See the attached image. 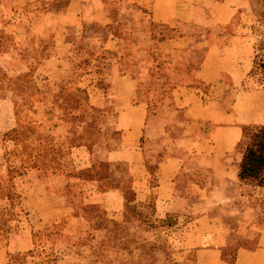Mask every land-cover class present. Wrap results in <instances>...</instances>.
<instances>
[{
  "label": "rangeland",
  "instance_id": "1",
  "mask_svg": "<svg viewBox=\"0 0 264 264\" xmlns=\"http://www.w3.org/2000/svg\"><path fill=\"white\" fill-rule=\"evenodd\" d=\"M7 1L0 0V50L8 47L3 51L23 45L8 42L13 31L5 34L4 27L9 23L5 15L16 21L24 15L25 26L29 22L31 29L29 34L43 29L35 16L31 15L28 21L31 7L24 14L23 5L14 4L17 0ZM244 2L243 9L237 11L226 28L229 32L242 19L246 26L252 23L251 33L256 42L264 34V26L257 24L255 15L261 9V0ZM112 6L109 4L107 9L115 18L119 9H111L115 8ZM142 10L132 17L133 34L127 36L125 46L140 61L139 66L149 65L145 66L149 49L158 53L156 60L161 63L174 59L179 48H185L183 52H201L193 43L205 30L178 22L169 25L191 38L181 44L153 45L150 34L154 40L160 36L176 38V34L169 28L160 30V36L159 31L150 32L147 9ZM70 34L75 36V30L67 31ZM101 40L103 43H97L91 51L103 53L98 50L101 45L107 53L100 55L96 64L89 60L85 66L74 61L85 55L81 51L77 55L69 46L65 55L55 51L49 60L44 55H33L29 43L22 46L29 54L24 61H10L8 56L0 55V85L13 80L19 85L13 94L0 92V100L7 99L6 106L0 101V264H192L177 262L175 254L201 214L205 215V223L225 230L228 243L223 255L230 263L242 244L238 234L248 238L247 247L253 248L258 231L264 229V185L258 187L249 181L220 185L212 173L214 160L206 158L207 153L195 152L184 162L189 182L178 190L186 200L176 202V211L170 213L171 222L156 217L153 192L157 162L171 152L184 156L182 149L187 152L197 142L202 147L212 126L206 122L196 127L188 125L185 110L178 109L173 102L172 93L178 95V87L189 81H175L178 84L174 87L162 86L165 79L156 76L151 81L145 77L138 83L126 75L137 84L133 103L146 108L147 121L153 124L147 131L142 128L143 134L138 137L139 167L115 159L112 153L123 151L115 80L121 75L118 52H124V44L110 34ZM51 43L44 44L46 49ZM179 56L177 67L189 70L190 74L201 59L200 54L196 60ZM52 70L53 73L40 72ZM159 72L169 78L166 82L174 83L175 78L165 65ZM194 87L206 91L197 81ZM243 89L259 88L249 77ZM237 91L238 88H230L221 102L222 110L230 111ZM164 132L166 136L162 135ZM163 148L166 150L157 158L156 152ZM239 151L230 161L222 162L235 164L241 155ZM144 163L150 168L144 169ZM135 176L140 178L139 184H134ZM219 187L231 201L201 202L202 196L210 197ZM135 190L146 192L149 197L137 202ZM110 191L122 194L121 207L110 200L107 203L111 206L102 203L101 195ZM189 259L193 260L194 255Z\"/></svg>",
  "mask_w": 264,
  "mask_h": 264
},
{
  "label": "crops",
  "instance_id": "2",
  "mask_svg": "<svg viewBox=\"0 0 264 264\" xmlns=\"http://www.w3.org/2000/svg\"><path fill=\"white\" fill-rule=\"evenodd\" d=\"M9 1L16 0L7 2ZM39 1L52 0H17L14 4H18V7L23 5L25 14L32 4ZM83 1L68 0L65 10L57 16L56 20V24L60 27L74 28L75 39L81 38L82 22L86 20L83 15ZM87 2L91 10L89 17L101 25H109L122 21L126 17H134V13H142V8H144L148 10L149 18L153 23L181 22L202 27L203 30L210 32L209 35L201 37L203 39L198 44V48L201 49L200 53L186 51L181 53L180 57V59L196 60L200 54L201 59L194 72V78L206 88V91L194 86H180L178 87L180 92L176 96V105L185 110L188 125L196 127L206 122L212 128L206 135L205 145L200 147L197 142L196 146L188 149L187 152L186 148L182 149L185 157L181 153L171 152V155L155 167L156 184L153 192L155 216L165 217L176 211L177 201L186 200L187 197H181L178 190L189 182L188 169L184 162L189 155L195 152L207 153L206 158L214 160L211 163L212 173L220 185L238 183L237 162L239 159L233 165H226L222 161L228 162L235 155V148L241 138L243 126H264V89H243L249 81V71L255 58L253 51L255 41L251 33L252 23L246 26L242 19L234 23L229 32L226 28L231 25L237 11L243 9L244 0H87ZM109 4L115 7L111 9H119L117 17L111 18L109 9H107ZM0 8L2 9V6ZM2 14L5 15L4 12ZM5 17L9 19V23L4 27L5 34L8 31L11 34L13 31V36L8 42L12 45L14 43L24 44L28 37L24 15L23 17L21 15L17 21L12 20L11 16L5 15ZM172 32L176 34L174 40L183 41L179 37L181 32ZM6 38L9 39L8 36ZM38 40L43 45L53 42L56 47L62 48L65 37L55 35L54 37H39ZM40 72L53 73V70L52 72ZM231 87L238 88L239 91L236 92L230 111L227 112L221 109V102ZM115 88L118 90L116 107L120 110L119 130L123 151H115L112 156L134 167H139L140 156L136 151L138 137L142 133V128H151L145 124L146 108L141 104L133 103L137 93V84L129 76L118 77L115 80ZM6 100L0 101L6 106ZM163 134L166 136L165 132ZM183 134L186 136L185 131ZM145 173L147 174L146 170ZM139 179L135 176L134 184L136 182L139 184ZM221 189L219 187L212 192L210 197L202 196L201 202L219 199L217 204H221L231 201L232 198L224 194ZM135 193L137 202H144L149 197L146 192L135 190ZM101 196L102 203L107 206H111V203H107L109 200L114 201L117 207L123 205V196L117 191L103 193ZM217 204L211 203L213 206ZM204 217L205 215L201 214L193 229L186 233L180 241L175 254L176 261L192 264H230L223 255V249L228 243L225 230L205 223ZM258 232L253 248L247 247L250 241L248 238L241 233L238 234V239L242 244L236 249L232 264H264V229ZM191 254L194 255L193 260L189 259Z\"/></svg>",
  "mask_w": 264,
  "mask_h": 264
},
{
  "label": "trees",
  "instance_id": "3",
  "mask_svg": "<svg viewBox=\"0 0 264 264\" xmlns=\"http://www.w3.org/2000/svg\"><path fill=\"white\" fill-rule=\"evenodd\" d=\"M221 1V0H217ZM68 0H52L49 2L45 1H39L34 4H32L31 11L29 12L28 21H30V18L32 16H35L36 19L40 20V31H37L36 29L33 31V33H30L28 31H31L29 27V22L27 23V40L26 42L18 47L8 49L6 51H3L4 49H7L8 47L5 46L0 50V55L8 56L10 61H24V58H27L29 55L26 51L24 52L22 49L24 45H28V43L31 46L32 54L35 56L38 55H44L46 57V60L51 59L55 56V51L64 52L67 53L70 51L71 47H73V52H75L77 55H79L80 51L85 55L84 58H77L74 61L79 62V64L87 65V61L91 60L93 61V64L97 63L98 58L103 53H107L105 48L101 47V45L98 47V50L102 51L103 53H95L96 51H91L93 47L97 43H103L101 39L106 34H110L113 36L117 41L123 42L124 48L121 53V50L119 49L118 55L119 59L121 60V71L120 76L129 75L132 79L136 80L138 83H141L144 81V78L147 77L148 81H151L154 76L157 78L165 79V83L162 84V86H176L178 83L181 82L182 84L186 83V86H194V82H196L194 78V72L197 68L194 69L193 73H189V70H180L179 67H177L176 61L177 57H181V53L185 51V48H179L175 50L174 59L171 57L168 61H164L163 63L157 62L156 57H158V53L155 55L154 53L150 52L149 49L146 52V64L145 68H142L138 64H140V61L135 59V56L132 55L130 50L126 48V43L128 42L127 36H131L133 34L132 28L134 25V21L132 17H126L122 21H118L109 25H101L99 23H96L93 21L89 16L87 17V14L90 13V4L87 2V0L83 1V15L86 17V20L82 22V34L80 39H75L74 35H67V31L74 30L70 27H60L56 24L57 16L61 14L66 6H67ZM143 12V10H142ZM32 15V16H31ZM257 17V24L264 26V0H261V9L256 12ZM146 16L148 17V30L151 31H159L158 35L160 36V32L169 28V31H176L177 28L171 27L169 24H157L153 23L149 18V12L146 11ZM1 22V21H0ZM172 23V22H171ZM181 23V22H178ZM127 24V25H126ZM185 25H188L186 23H182ZM191 25V24H189ZM129 26V27H127ZM193 26V25H192ZM197 27V26H194ZM161 30V31H160ZM154 31V32H155ZM209 31H205L204 34L200 35L196 41H194V45L197 47L199 43H201V38L203 35H209ZM30 35H34V37H31ZM55 35H61L65 37L64 40V46L62 48L56 47L53 43L49 44L50 47L46 49L41 41L38 40L39 37H54ZM150 37L153 41V45H161L163 43H169V42H175V43H185V40L188 38H191L187 34H181L179 37L183 39L181 42H177L175 37H164L160 36L157 40H154V36L150 34ZM34 38V39H30ZM73 39L70 43V40ZM105 40V39H104ZM103 40V41H104ZM101 41V42H99ZM70 43V44H69ZM70 47V49L67 50L66 47ZM120 46V44H119ZM199 47V46H198ZM64 49L66 51H64ZM189 51V50H188ZM191 51V50H190ZM253 51L255 54V58L252 62L251 69L249 71V77L252 78L257 84L259 89H264V34H261L258 36V40L253 44ZM95 53V54H94ZM152 53V54H151ZM63 55V56H64ZM83 59V60H82ZM139 59V58H138ZM176 59V60H175ZM82 60V61H81ZM175 60V61H174ZM27 64V63H26ZM155 64V66H154ZM199 64V63H198ZM166 66V69L171 71L172 77L174 80V83L166 82L169 80L168 77H162V72H159L162 68V66ZM198 67V65H197ZM143 69H145V72H143ZM89 72H86V74H89ZM110 85V84H109ZM111 86L113 87V83H111ZM19 88V85L16 81H6L3 85H0V92L2 94L4 92H11L12 94L17 91ZM257 89V90H259ZM174 90V89H172ZM173 95V102L177 104L176 102V92L174 91L172 93ZM178 109H181L178 107ZM145 124L148 126H151L153 122L150 120L147 121V118L145 120ZM151 124V125H150ZM148 128H146L147 131ZM143 134V131H142ZM163 136H165L162 133ZM166 149L163 148V150H159L156 152V157L160 158L159 154L162 151H165ZM240 150V157L237 162V180L238 183L241 184L243 182L249 181L254 182L256 186L262 187L264 185V126L261 125H247L242 127V135L239 140V142L236 145L235 151ZM171 155V154H170ZM169 155H165V157L162 159V161L168 157ZM162 161H158L157 165L161 163ZM156 165V166H157ZM144 169H148L149 165L145 164L142 165ZM171 214H167L165 216V219L167 222H171L172 218L170 217ZM225 252V248L223 249V254ZM234 256L231 258L230 264L233 263Z\"/></svg>",
  "mask_w": 264,
  "mask_h": 264
}]
</instances>
